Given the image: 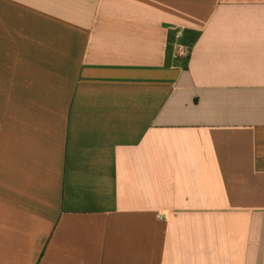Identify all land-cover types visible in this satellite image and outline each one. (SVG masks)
<instances>
[{
  "label": "crops",
  "instance_id": "obj_1",
  "mask_svg": "<svg viewBox=\"0 0 264 264\" xmlns=\"http://www.w3.org/2000/svg\"><path fill=\"white\" fill-rule=\"evenodd\" d=\"M0 264H264V0H0Z\"/></svg>",
  "mask_w": 264,
  "mask_h": 264
},
{
  "label": "built area",
  "instance_id": "obj_2",
  "mask_svg": "<svg viewBox=\"0 0 264 264\" xmlns=\"http://www.w3.org/2000/svg\"><path fill=\"white\" fill-rule=\"evenodd\" d=\"M177 35H179V32L177 33ZM179 54H183L182 50H179Z\"/></svg>",
  "mask_w": 264,
  "mask_h": 264
}]
</instances>
